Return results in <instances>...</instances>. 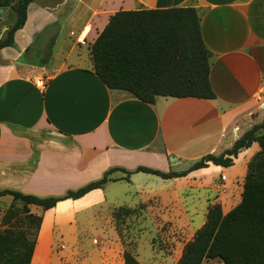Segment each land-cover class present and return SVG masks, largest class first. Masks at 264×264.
<instances>
[{
    "label": "crops",
    "instance_id": "obj_1",
    "mask_svg": "<svg viewBox=\"0 0 264 264\" xmlns=\"http://www.w3.org/2000/svg\"><path fill=\"white\" fill-rule=\"evenodd\" d=\"M75 1L55 6L34 1L14 45L0 50V190L62 196L112 168L169 172L185 161L221 155L248 128L263 122L264 101L257 97L264 99V0H114L115 10L107 15L99 14L101 7H86L92 14L82 23ZM179 7L199 12L216 97H158L148 104L108 88L94 72L91 47L110 17L122 10ZM65 13L67 18L61 16ZM255 144L234 161L233 166L244 156L246 174L260 150ZM225 169L207 163L185 178L224 174ZM126 178L116 171L110 175L116 181L48 210L30 205V213L42 217L30 264H61L67 258L64 240L77 247L78 237L97 226L96 220L105 218L101 231H111L107 185L127 181L138 194L153 179L143 172ZM13 203L11 195L0 196L1 220ZM99 246L97 254L81 252L76 260L91 253L93 258L83 264H111L113 250Z\"/></svg>",
    "mask_w": 264,
    "mask_h": 264
},
{
    "label": "trees",
    "instance_id": "obj_2",
    "mask_svg": "<svg viewBox=\"0 0 264 264\" xmlns=\"http://www.w3.org/2000/svg\"><path fill=\"white\" fill-rule=\"evenodd\" d=\"M34 1L0 0V9L10 8L14 14V21L0 40V50L14 45L15 33L25 26ZM91 58L95 74L108 88L128 92L148 104H155L158 97H216L210 80L211 52L203 40L201 19L194 7L118 11L93 43ZM254 143L260 150L248 163L241 201L227 213L221 204L210 205L206 222L186 244L177 264H203L209 259L225 264H264V120L245 132L232 148L219 156L206 155L183 172L143 166L135 171L112 168L101 179L62 196L38 197L0 190V196L11 195L14 199L2 218L6 228L0 231V264L31 263L42 217L30 213V205L48 210L60 201L80 199L108 181H116L110 179L116 171L126 173L127 180L139 172L168 180L186 177L207 163L230 168ZM124 261L141 264L128 251Z\"/></svg>",
    "mask_w": 264,
    "mask_h": 264
},
{
    "label": "rangeland",
    "instance_id": "obj_3",
    "mask_svg": "<svg viewBox=\"0 0 264 264\" xmlns=\"http://www.w3.org/2000/svg\"><path fill=\"white\" fill-rule=\"evenodd\" d=\"M62 1L67 2V5L76 3L75 0H35V3L55 6ZM78 3L81 11L75 15L80 23L85 22L92 14L87 12L86 7H101L104 10L99 13L101 15L115 10L114 0H78ZM5 12L0 17V40L6 35L5 28L14 21L11 9L7 8ZM61 16L67 18L66 13ZM47 58L43 57L41 62L47 63ZM251 128L252 126L245 132ZM193 164L185 161L171 171L183 172ZM245 166L244 156H241L235 166L225 169L224 174H197L193 179L181 177L169 182L150 174L151 178L158 181L152 182V179L148 184L144 183L143 191L138 190V194L127 181L108 184L105 193L111 209L106 211L110 216L111 231H101L100 225L106 222L105 218L96 220L97 226L90 227L81 234L82 237H78L79 252H75L77 247L74 242L64 240L66 248L62 255L67 258H62L61 264H83L87 258H93V254L100 251L99 245H107L113 250L111 264L124 262L126 251L136 256L141 264H177L186 244L193 240L196 232L206 222L210 205L221 204L224 213H227L241 201ZM98 210L100 209L97 208L96 213ZM102 210L104 213L105 208ZM0 224L4 227L1 219ZM81 252L93 254H85L87 258L76 260L79 254L82 255ZM203 264L225 263L209 259Z\"/></svg>",
    "mask_w": 264,
    "mask_h": 264
},
{
    "label": "water",
    "instance_id": "obj_4",
    "mask_svg": "<svg viewBox=\"0 0 264 264\" xmlns=\"http://www.w3.org/2000/svg\"><path fill=\"white\" fill-rule=\"evenodd\" d=\"M5 11H6V10H5L4 8H1V9H0V17H1V16H4V15L6 14ZM7 29H8V28L6 27L5 30H7ZM262 109L264 110V104H263V106H262Z\"/></svg>",
    "mask_w": 264,
    "mask_h": 264
},
{
    "label": "built area",
    "instance_id": "obj_5",
    "mask_svg": "<svg viewBox=\"0 0 264 264\" xmlns=\"http://www.w3.org/2000/svg\"><path fill=\"white\" fill-rule=\"evenodd\" d=\"M257 100L260 101V102H262V104H263L264 99H263V96L262 95H259L257 97Z\"/></svg>",
    "mask_w": 264,
    "mask_h": 264
}]
</instances>
